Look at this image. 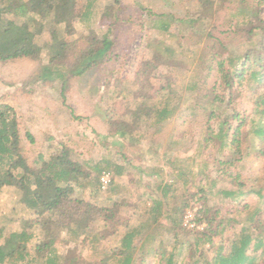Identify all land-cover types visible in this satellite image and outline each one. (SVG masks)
I'll list each match as a JSON object with an SVG mask.
<instances>
[{"label":"rangeland","instance_id":"obj_1","mask_svg":"<svg viewBox=\"0 0 264 264\" xmlns=\"http://www.w3.org/2000/svg\"><path fill=\"white\" fill-rule=\"evenodd\" d=\"M196 1L81 0L78 8H82V14L66 21L68 28L72 29L71 39L83 41L92 35L102 36L107 29L106 25L102 26L100 17L106 7L118 6L121 22L112 33L114 44L105 63L71 79L63 94L61 82L45 69L49 67L52 72L56 70L49 65V45H46L37 61L21 58L0 64V106H8L13 110L28 163L39 168V155L49 162L52 156L59 155L61 149L66 148L69 159L78 163L89 176L71 182L75 196L96 206L117 202L120 215L125 220L117 230L103 231L98 244H82V238L66 236L60 232L58 225L46 230L36 225L29 232L32 235L27 249L41 239L43 234L59 239L57 245L47 252L44 264H55L54 254L70 258L81 255L89 262L97 261L106 254L115 253L120 248L123 235L130 228L140 227L144 230L146 221L158 218L155 224L147 231H142L136 239L143 252L153 254L161 243H173L170 219L180 214L179 208H182L181 226L194 233L206 228L204 221H196L201 212L213 219V229L220 220H224L220 227L224 231L214 237V245H205L206 249L210 248L204 260L200 261L205 264L206 261L211 262L215 255L212 248L220 244L228 245L239 236L241 225H237V222L240 221V214L234 213V209L239 206L242 208L241 205L246 203L251 207L259 206L264 211V191L261 193L262 198L246 193L250 188L264 189V179H258L259 183L255 181L262 166L258 155L262 143L257 141L258 137L250 124V117L255 115L256 88L246 79L248 74L245 73L242 79H234L229 90L225 89L217 67L218 60L229 56L236 57L232 63L234 69L238 68V59L245 50H260L264 45V5L258 14L263 20L262 24L251 37L241 30L227 32L224 21L230 10L228 3L224 1L212 7L209 18L210 25L216 26L214 35L221 37V41L227 44V50L222 53L219 46L206 39L205 30L209 26L203 25L198 29L194 25L191 28L194 32L192 39L181 41L179 37H188L191 33L189 26L172 23L169 31L175 37L169 38V33L162 36L156 29L158 24L155 22L159 18L147 14H171L175 18L184 19L186 13L193 15L197 11ZM20 21H26L35 31L39 29L30 18ZM251 24L257 25V21L246 17V26L245 23L243 26ZM222 32L227 33L223 35ZM41 36L49 44L50 37L46 30L41 32ZM163 38L167 44L176 48L172 58L156 55L147 47L148 43H156ZM211 46H214L213 51L210 50ZM211 53L215 54L214 62L208 61ZM144 63L150 66L147 68L149 81L144 79V83L140 84L136 82V72ZM172 64L176 67L170 66ZM197 81L199 87L193 88ZM158 90L160 93H156ZM140 93H144V97L137 98L146 102V105L136 108V112L141 114L138 128L133 123L131 111ZM215 96H220V99H214ZM257 96H264V85ZM212 100L217 101L214 106L219 108L209 105ZM154 104L160 108L169 105L170 113L166 120L158 121L154 116L144 120V112ZM226 109L247 117L239 138L246 134L248 149L244 152L246 156L243 160L233 165L220 166V160H234L237 157L230 149H222L218 140L205 141V135L207 132H211L210 135L217 134V116L222 115ZM212 110L215 116L209 119ZM228 122L233 126L239 123L238 120ZM31 131L34 134L32 143L25 135L28 132L31 136ZM113 165L124 168L120 176L114 175ZM103 172H109L112 177L114 175L112 184L106 190L100 188L98 194L93 195L97 186H100L99 178ZM165 184L174 185L169 206L163 204L170 212L164 215V206L158 211H149L153 201L161 196ZM239 184L244 186L245 196L236 193V197L231 198L221 193L222 190L237 189ZM17 203L18 195L14 190L7 187L0 190V228H3L4 237L22 229V214L20 207H16ZM249 213L246 210L243 216H249ZM189 214L192 218L186 223ZM260 215L264 221V212ZM233 221L235 225H232ZM94 227L96 232L101 229L98 225ZM160 227L162 230L159 231ZM251 230L255 231L254 237L261 235L263 247L254 250L252 243L247 254L254 256L253 264H264V223ZM2 241L1 238L0 243ZM174 256V264H193V261H189L187 247H183L179 253L176 251ZM156 263L154 259L150 264ZM3 264L26 262L7 260ZM109 264L116 263L111 261Z\"/></svg>","mask_w":264,"mask_h":264},{"label":"trees","instance_id":"obj_2","mask_svg":"<svg viewBox=\"0 0 264 264\" xmlns=\"http://www.w3.org/2000/svg\"><path fill=\"white\" fill-rule=\"evenodd\" d=\"M80 1L0 0V64L21 58L37 61L46 45H49V65L54 66L53 68L56 70L52 72L53 70L49 67L45 69L49 75L54 74L55 78L61 82L60 89L62 94L67 90L71 79L80 77L104 64L114 44L111 38L112 33L115 30V26L121 22L118 15L120 14V9L118 6L117 8L109 6L103 10L100 22L102 26L106 25L107 30L102 36L92 35L83 41H78L71 39L72 29L68 28L66 21L68 18L78 17V15L82 14V8H78ZM181 1L185 2V0ZM224 1L228 3L230 8L224 21L227 24V32L241 30L243 33L246 32V36L251 37L256 28H259L262 24L263 20L260 19L258 14L264 5V0H197V11H195V14L186 13L184 19L175 18L171 14L154 15L151 12L147 14L149 17L155 16L159 18L155 22L158 24L155 27L162 36L169 33V38L175 37L169 31L172 23L189 26V32L191 33L188 32V37H179L178 39L181 41L192 39L194 32H192L191 28L194 25L198 29L203 25L209 26L211 29L209 31V28L205 30L206 39L211 40L213 45L219 46L220 53H222L227 50V44L221 41V37L214 35L216 26L215 24L210 25V18L212 7L221 5ZM251 1L253 3H250ZM246 17H251L257 21V25L251 24L245 27ZM26 18L32 19L39 29L35 31L26 21H20ZM244 23L245 26H243ZM43 30H46L49 34V44L42 40L41 32ZM227 32H222L221 34L226 35ZM199 45L200 42L197 46ZM147 47L152 53L167 58H172L176 50L175 46L167 44L164 38L159 39L156 43H148ZM213 47H210L211 51H213ZM206 49L208 50L207 46ZM258 49L249 48L245 50L244 54L238 59V68L234 69L232 63L236 57L230 58L227 56L218 60L217 63L225 89L229 90L233 86L234 79H242L245 73L248 74L246 79L256 88L255 115L253 118L250 117V124L254 128L252 130L253 133L258 137L257 141L262 143V149L258 154L259 159L262 161V166L259 177L255 179L257 183L260 181L258 179H264V96L261 98L257 96L258 91L264 85L262 84L264 83V45L260 47V50ZM206 52L210 53L209 51ZM215 54L211 53L208 61H216L214 59ZM170 66L175 65L172 64ZM148 67H150L148 63L140 65L136 72L137 83H144V79H146V82L149 81L147 78ZM193 86V88H198L199 81L194 82ZM156 93H160V90ZM142 96L144 97V93L136 96L133 110L131 111L134 116L133 123L135 122V126L138 128L141 114L136 112V108L145 107L146 105V102L137 98H143ZM214 99H220V96H215ZM215 102L217 101L212 100L209 105L218 107L214 106ZM163 103L168 102L163 101ZM154 105L151 108H147L148 111L144 112V120H150L153 116L158 121L166 120L170 113L169 105H163L161 108L157 107V104ZM12 111L8 106H0V189L7 187L17 193L23 223L20 231L11 232L7 237L3 236V228H0V240L1 238L3 239L0 243V264L5 263L7 260H19L26 262V264H44L43 260L47 252L57 245L59 239L49 234H43L41 239L27 249V243L31 237L29 232L36 225H39V229L45 230L58 225L60 232L66 236L82 238V244H97L102 238L103 231L117 230L119 226L125 223L124 218L120 215V206L117 202L107 206H96L75 196V188L71 182H76L81 177L87 179L89 176L78 163L69 159V152L66 148H62L59 155L52 156L49 162L44 161L40 156L38 162L41 166L39 168L29 164L24 154V147L20 142L18 123ZM214 113L212 110L208 118L211 119L215 116ZM223 114L217 116L219 118L217 134L210 135L211 132H207L208 135H205V141L218 140L222 149H230L237 157L234 160H220V166L233 165L243 160L246 156L244 152L246 153L248 149L247 138L244 136L246 134L242 135L241 139L239 138L243 126L247 123V117L236 111H228V109ZM229 120H238L239 123L233 126L229 124ZM256 122L257 124H255ZM230 132L232 134H229ZM25 135L32 143V136L28 132ZM225 158L227 159V157ZM107 164L110 166V163L107 162ZM113 166L115 169L114 175L120 176L124 168L119 165ZM95 180L96 182L98 181L97 178ZM235 180H237V177ZM237 187V189L222 190L221 193L231 198L236 197V193L245 196V192H243L244 186L239 184ZM99 191L100 186H97L93 195L98 194ZM262 191H264L262 187L256 190L250 188L246 193L255 194L262 198ZM172 192H174V185L165 184L162 188L161 196H158L153 201L149 211H158L161 206H164V203L169 206V201L171 196H173ZM166 206H164L163 210L164 215L170 212ZM241 206L242 208L239 206L234 209V213L240 214V221L237 222V225H241L239 236L231 240L228 245L220 244L217 248H212L215 255L212 257L211 262L206 261L205 264H253L255 258L249 253L247 254L248 247L254 243L253 249L257 250L263 247V242L261 235L254 237L253 233L255 231L251 229L252 227L256 228L258 224L264 223L260 215L264 211L259 206L251 207L246 203ZM179 210L180 214L170 219L172 228H170V232L172 233L173 243H161L159 249L156 248L153 254L143 252L139 244L136 243V239L142 231H147L152 224H155L158 218L146 221L143 225L145 227L144 230L140 229V227L130 228L123 235L120 248L115 250V253H111V255L106 254L97 261L89 262L82 258L81 255L70 258L54 254V263L109 264L114 261L116 264H150L156 259V264H174L175 252L179 253L183 247H187L189 261H193V264H201L200 261L204 260L208 249H210H206L205 245H214V237L219 236L224 231L220 228L224 220H220L213 229V219L201 212V214L197 215L196 221H204L206 228L194 233L181 226L182 208H179ZM246 210L250 213L249 216L244 217L243 212ZM95 225L101 227L100 231H95ZM232 225H235L234 221ZM160 230H162V227L159 228ZM197 252L199 254L195 256ZM194 256L196 259H194Z\"/></svg>","mask_w":264,"mask_h":264},{"label":"built area","instance_id":"obj_3","mask_svg":"<svg viewBox=\"0 0 264 264\" xmlns=\"http://www.w3.org/2000/svg\"><path fill=\"white\" fill-rule=\"evenodd\" d=\"M112 182V176L109 172H103L99 178V183H100V188L101 190H106L107 188L110 187V184ZM190 218H192V215L189 214L186 216V223L190 222ZM186 225V224H184Z\"/></svg>","mask_w":264,"mask_h":264},{"label":"crops","instance_id":"obj_4","mask_svg":"<svg viewBox=\"0 0 264 264\" xmlns=\"http://www.w3.org/2000/svg\"><path fill=\"white\" fill-rule=\"evenodd\" d=\"M30 133H31V136L34 135L32 131H31ZM33 137H34V136H33ZM40 156L42 157V155H39V157H40ZM39 157H38V158H39ZM42 158H43V157H42ZM43 160H44V159H43ZM44 161H45V160H44ZM38 164H39V162H38ZM0 190H1V189H0ZM19 205H20V204H19V202H18L17 205H16V207H18ZM1 214H4V213H1ZM5 216H6V215H5ZM16 219H17V218H16ZM29 235H30V234H29ZM31 235H32V234H31ZM97 244H98V243H97Z\"/></svg>","mask_w":264,"mask_h":264}]
</instances>
